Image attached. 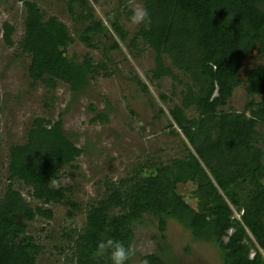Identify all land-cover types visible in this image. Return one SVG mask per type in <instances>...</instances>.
Returning <instances> with one entry per match:
<instances>
[{"label":"trees","instance_id":"trees-1","mask_svg":"<svg viewBox=\"0 0 264 264\" xmlns=\"http://www.w3.org/2000/svg\"><path fill=\"white\" fill-rule=\"evenodd\" d=\"M8 1L0 0V5ZM14 1L24 7V31L17 47L19 56L29 60L31 89L42 85L54 93L65 84L75 100L95 77L108 76V52L120 50L114 35L129 41L138 55L150 51L157 86L167 77L181 86L180 103L168 109L167 129L183 137L185 155L139 163L132 171L126 168L119 181L107 177L104 197L89 206L82 227L63 232L70 252L64 264H111L107 255H93L98 243L112 238L136 246V229L147 218L157 222V252L138 256L143 264H166L161 246L169 221L189 231L194 241L216 248L221 264H264V63L244 74L243 110L225 109L242 84L243 61L254 49L264 59V0H141L150 21L141 23L131 38L122 23L130 21L131 0H117L113 16L107 14L105 20L92 6L98 0H62L73 15L72 32L34 1ZM14 31L13 25L3 23L9 47L15 46ZM103 36L112 44L104 47L100 60L90 52L81 59L69 54L76 41L99 50ZM134 81L141 92L149 93L140 78ZM160 98L173 99L164 93ZM53 103V97H45L43 104L50 112ZM108 115L105 111L97 118L108 123ZM78 138L64 130L62 118L54 122L38 117L22 144L9 145L7 177L0 172V264H37L42 246L17 220L50 219L52 211L32 207L15 182L43 204L73 201L77 187L60 174V166L76 168L73 165L85 153ZM189 187L188 193H181ZM137 254L136 247L128 264Z\"/></svg>","mask_w":264,"mask_h":264},{"label":"rangeland","instance_id":"rangeland-1","mask_svg":"<svg viewBox=\"0 0 264 264\" xmlns=\"http://www.w3.org/2000/svg\"><path fill=\"white\" fill-rule=\"evenodd\" d=\"M34 1L45 11L48 17H56L67 25L72 32L73 15L62 0H28ZM143 6L141 0H131ZM118 5L117 0H98L93 6L98 18L113 16L111 10ZM24 7L22 2L10 0L0 5V172L7 177L8 149L11 143L22 144L26 132L30 129L34 118H50L54 122L63 120L64 130L78 138V146L84 148L72 167L61 165L60 174L67 175L77 190L67 200L43 204L27 195L21 183L15 186L22 190V195L32 206H41L52 211V218L37 216L35 221L28 222L22 218L17 221L26 226L36 244L42 246L37 256V264H64L69 254L67 241L63 237L64 230L79 229L85 222L86 211L90 205L103 198V181L111 178L119 181L125 178L126 168L132 171L139 163L168 162L185 155V146L180 138L169 134L168 122L171 121L168 109L180 103L181 86L170 77L162 78L157 86L152 81L151 70L153 59L149 50L138 55L128 46L129 41L119 43V51H109L112 60L108 76H97L90 82V88L73 100L69 88L59 84L54 93H47L42 85L37 89L29 87L27 69L29 60L19 56L17 47L24 31ZM8 22L15 27L13 47L6 45L3 39V23ZM130 38L138 31L139 25L122 20ZM112 40L103 36L99 50L87 49L80 41L69 47V54L83 58L91 53L95 61L100 60L104 47L109 48ZM170 65L168 59L165 60ZM264 63V59L254 49L243 61L240 73L241 86L238 87L226 110L242 111L247 101L245 72ZM134 77L147 86L149 93L140 91ZM174 95L172 96V93ZM172 97L162 102L160 94ZM45 97H53L52 109L44 107ZM95 107L97 111L91 109ZM109 112V122H101L98 114ZM160 111L163 113L160 114ZM191 115V114H190ZM180 132V131H179ZM180 134V133H179ZM184 140V139H183ZM148 169H145L146 171ZM5 184L6 181L3 180ZM6 186L3 185V189ZM189 188H181V193H188ZM1 195V194H0ZM76 203L77 207L73 204ZM234 217L240 215L234 209ZM157 222L147 218L145 223L136 229L137 257L132 264H143L139 257L157 252ZM227 240V238H225ZM164 250L166 264H221L220 252L206 242L194 241L189 231L174 221H169ZM220 250V249H219Z\"/></svg>","mask_w":264,"mask_h":264},{"label":"clouds","instance_id":"clouds-1","mask_svg":"<svg viewBox=\"0 0 264 264\" xmlns=\"http://www.w3.org/2000/svg\"><path fill=\"white\" fill-rule=\"evenodd\" d=\"M130 21L134 25L149 22L150 14L145 7L133 2ZM93 255L99 257L107 255L111 264H128L136 255V246L131 242L125 244L123 241L108 238L98 243Z\"/></svg>","mask_w":264,"mask_h":264}]
</instances>
